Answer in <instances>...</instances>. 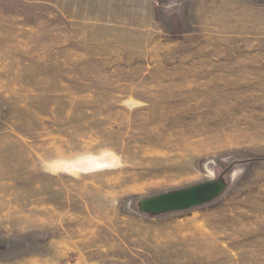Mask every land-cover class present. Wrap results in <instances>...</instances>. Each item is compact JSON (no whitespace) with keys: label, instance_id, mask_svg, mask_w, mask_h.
<instances>
[{"label":"rangeland","instance_id":"1","mask_svg":"<svg viewBox=\"0 0 264 264\" xmlns=\"http://www.w3.org/2000/svg\"><path fill=\"white\" fill-rule=\"evenodd\" d=\"M0 264H264V0H0Z\"/></svg>","mask_w":264,"mask_h":264},{"label":"water","instance_id":"2","mask_svg":"<svg viewBox=\"0 0 264 264\" xmlns=\"http://www.w3.org/2000/svg\"><path fill=\"white\" fill-rule=\"evenodd\" d=\"M225 189L221 179L205 181L186 188L153 195L139 200V211L145 214L161 215L184 211L209 203Z\"/></svg>","mask_w":264,"mask_h":264},{"label":"bare ground","instance_id":"3","mask_svg":"<svg viewBox=\"0 0 264 264\" xmlns=\"http://www.w3.org/2000/svg\"><path fill=\"white\" fill-rule=\"evenodd\" d=\"M107 164L108 162H106V160L91 158V159L81 160L78 162L63 163V164H60L59 167L67 171L77 170V169L91 170V169H97V168L104 167Z\"/></svg>","mask_w":264,"mask_h":264}]
</instances>
